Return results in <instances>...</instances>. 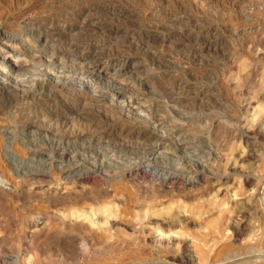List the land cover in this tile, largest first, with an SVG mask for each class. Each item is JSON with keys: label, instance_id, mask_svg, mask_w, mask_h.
I'll return each instance as SVG.
<instances>
[{"label": "rangeland", "instance_id": "obj_1", "mask_svg": "<svg viewBox=\"0 0 264 264\" xmlns=\"http://www.w3.org/2000/svg\"><path fill=\"white\" fill-rule=\"evenodd\" d=\"M83 1L0 0V33L12 38L0 55L10 43L18 63L0 77L26 83L21 97L0 81V264H264V0H122L133 17L97 12L132 42L129 62H141L119 74L107 61L120 43L103 27L57 39L43 28L98 0ZM169 14L186 37L143 36ZM86 38L105 47L94 53L104 76L70 60ZM63 75L107 97L119 88L141 126L46 82ZM105 122L108 134L97 128ZM144 123L161 143L151 153L132 136ZM119 125L129 133L118 136Z\"/></svg>", "mask_w": 264, "mask_h": 264}, {"label": "bare ground", "instance_id": "obj_2", "mask_svg": "<svg viewBox=\"0 0 264 264\" xmlns=\"http://www.w3.org/2000/svg\"><path fill=\"white\" fill-rule=\"evenodd\" d=\"M85 1V0H84ZM83 1V2H84ZM144 1V0H142ZM154 1V0H153ZM175 1V0H174ZM177 1V0H176ZM180 1V0H179ZM178 1V2H179ZM182 1V0H181ZM192 1H195L197 3H200V4H204L206 5V3H210L208 4L209 6L212 5L211 3V0H192ZM214 1H217V0H214ZM226 1V0H225ZM243 1L245 0H232V2L230 4H235V5H238L239 3H242ZM251 1V0H250ZM66 2V1H65ZM71 3V1H69ZM86 2V1H85ZM145 2V1H144ZM143 2V3H144ZM149 2V1H147ZM151 2V0H150ZM163 2V1H162ZM186 2V1H184ZM129 3V1H128ZM151 3H154V2H151ZM161 3V2H160ZM165 3V1H164ZM170 3H172L170 1ZM76 4V3H75ZM82 4V3H81ZM175 4V3H174ZM183 3L181 2V5ZM199 4V5H200ZM65 5V4H64ZM77 5V4H76ZM149 5V3H148ZM163 5V4H162ZM180 5V6H181ZM184 5V4H183ZM234 5V6H235ZM70 6V5H69ZM154 6V5H153ZM160 6L159 3H156L155 4V7L156 9H158ZM171 6V5H170ZM177 6V5H176ZM198 6V4H197ZM202 6V5H201ZM213 6H216V5H213ZM77 7V6H76ZM194 7V6H193ZM212 7V6H211ZM217 7V6H216ZM215 7V8H216ZM223 7V6H222ZM162 8V7H161ZM171 8V7H170ZM199 8V7H198ZM203 8V7H202ZM155 8H153L154 10ZM163 9V8H162ZM161 9V10H162ZM200 9V8H199ZM166 10V9H164ZM185 10V9H184ZM188 10V9H186ZM104 12L105 14L106 13H110V14H114L119 16V17H126V18H130V17H133L136 13L135 11H131V9H129L125 2L122 1V0H113V1H109V0H102V1H90V2H86L84 3V5L82 6H79L77 7L75 10H71V18H69V22L67 21H63V20H60V21H56L54 23H49L47 25H44V29L46 32H51L55 37L56 39L59 37H62L64 36L65 34H69V33H75L76 30H84L86 31V33H89V31H92V30H97V27H103L104 28V31H106L113 39L114 41H116V43H120V44H115L116 45V51H113L112 55L108 61H107V66L108 64L110 65V69H115L113 73H116V74H119L120 73V69L121 68H129L130 70H134L138 67L141 66V62H132L130 63L129 62V59H128V56L125 57V54L124 53H129L130 54V48H131V44H124V34H123V30L121 27H119L118 25L114 24V23H109L107 21H103L101 18H99L98 16H96L97 12ZM166 11H169V10H166ZM70 12V11H69ZM156 12V11H155ZM171 12V11H170ZM177 12V10H176ZM188 12V11H187ZM154 13V12H152ZM165 13V11H164ZM141 14V13H140ZM161 14V13H160ZM142 15V14H141ZM152 15V14H150ZM168 15V14H167ZM169 20L166 21L164 20L163 22V19H162V22L163 23H159L157 25H154V28L152 29L151 26L149 27H144L143 28V36H145L146 38H155L157 36H160V35H166V36H175L178 34L177 37H183L185 36L184 34H189L188 30L185 29L184 26H180V29H178L177 27L179 26L177 23L181 20V16L178 15V17L176 16V14H169ZM199 15V14H198ZM215 16V15H214ZM213 16V17H214ZM66 17V16H65ZM105 17V16H103ZM108 17V16H107ZM118 17V19H119ZM150 17V16H149ZM152 17V16H151ZM160 17V16H159ZM158 17V18H159ZM204 17V16H203ZM212 17V16H211ZM142 18V17H141ZM194 18V16H193ZM143 19V18H142ZM161 19V17H160ZM166 19V18H165ZM184 19V18H183ZM200 19H202L201 17L199 19L195 18V20H197L198 22H201L199 21ZM218 19V18H217ZM187 20V19H186ZM206 20H207V17H206ZM215 20V19H214ZM158 21V20H157ZM194 21V20H192ZM196 21V22H197ZM210 21V20H209ZM183 22V21H182ZM195 22V24H196ZM149 23V22H148ZM180 23V22H179ZM203 23V22H202ZM119 24V23H118ZM194 24V25H195ZM31 25V24H30ZM144 25V24H143ZM147 25V24H146ZM169 25V27H167ZM177 26L175 28L177 29H172L170 28L171 26ZM198 25V23L196 24ZM195 25V26H196ZM204 25V24H203ZM216 25H217V22H216ZM193 26V25H192ZM199 26H200V23H199ZM202 26V24H201ZM215 26V25H214ZM34 28V27H33ZM193 28V27H192ZM198 28V27H197ZM200 28V27H199ZM204 29V32L202 34V36L200 34H197L199 35L200 37L198 38V41H199V44L200 46H204L206 45L205 44V41L209 39V36L211 35V32L213 30L212 28V25L207 23L206 25H204L203 27ZM42 30V29H41ZM142 30V29H141ZM198 30V29H197ZM202 30H200L201 32ZM42 33V31H40ZM202 33V32H201ZM224 33V32H223ZM76 34V33H75ZM74 34V35H75ZM82 34V33H81ZM195 34V33H194ZM214 34V33H212ZM73 35V36H74ZM85 35V34H84ZM132 35V34H131ZM67 36V35H66ZM70 36V35H69ZM71 36V37H73ZM109 36V37H110ZM212 36V35H211ZM54 37V38H55ZM186 37V36H185ZM195 37V36H194ZM63 38V37H62ZM67 38V37H66ZM104 38V37H103ZM166 38V37H165ZM111 39V38H110ZM161 38H159L158 40H160ZM169 40V38H167ZM188 39V38H187ZM0 40H4V41H11L12 38L10 36H7V35H4L2 33H0ZM152 40V39H151ZM154 40V39H153ZM189 40V39H188ZM212 41V40H211ZM76 42V41H75ZM102 42V41H101ZM127 42V41H126ZM146 42V41H145ZM208 42V41H207ZM206 42V43H207ZM1 43V42H0ZM112 43V42H111ZM134 43V42H133ZM71 44V43H69ZM77 44V42H76ZM1 45V44H0ZM99 45V44H98ZM97 44H92L91 42H89V39L86 38V40H83L81 41L80 40V43H78L77 45H72L74 48H76V50L80 53H77L78 54V57L79 60H77L76 58H70V60L76 64V63H80V61H83L84 65H85V68L86 70H89L90 72H93V73H98L100 74L101 76H104L105 73L107 72V66H100V60H102L101 57L99 56H94V53H97V51H102L105 49L102 48L100 45L98 46ZM138 45V44H137ZM197 45V46H198ZM208 45V44H207ZM206 45V46H207ZM70 46V45H69ZM199 46V47H200ZM134 47V46H133ZM136 47V46H135ZM208 47V46H207ZM210 47V46H209ZM3 48L5 49V52H4V55H0V66H2L6 71H13V70H17V66H18V63H17V60L14 59V49L13 47L11 46L10 43L8 44H3ZM65 48V47H64ZM71 48V47H70ZM102 48V50H101ZM142 48V47H140ZM145 48V47H144ZM67 48H65V51H66ZM73 50V48H71ZM70 49V50H71ZM134 49V48H132ZM137 49V48H136ZM60 50V49H59ZM71 50V51H72ZM107 50V49H106ZM69 51V49H68ZM67 51V52H68ZM70 52V51H69ZM133 52V51H132ZM90 53H93V56L89 57ZM215 53V52H214ZM69 54V53H68ZM71 55V54H70ZM157 59V58H156ZM114 65H118L117 68H113ZM164 66V65H163ZM20 69V68H19ZM4 73V72H3ZM169 74V73H168ZM6 75V73H5ZM65 75L63 76H56V77H49L46 79V82L49 84V86H51V88L53 89L54 87H60V88H65L67 89V85H68V88L71 92H73L74 94H76L78 97H79V100L77 99V105L80 104L82 105V107H87V106H95L96 108H98L99 110H102V109H109L108 111H113L121 117V116H124L126 119L127 118H131L133 120V117L131 114H130V110L128 109V107L126 105H129L128 103V100L126 101L124 99L125 97V93L120 90L119 88H116L113 92L111 91V96L110 97H107L108 94L106 92V90H102L101 88L99 89L97 86H93V87H90V83H89V80H88V83H84L83 81H80V80H76L75 78H71L69 76L67 77H64ZM139 77V76H138ZM156 77V76H155ZM175 77V76H174ZM157 78V77H156ZM171 78V77H170ZM7 79V78H6ZM10 79V78H9ZM75 79V80H74ZM79 79V78H78ZM141 80V79H140ZM144 80V79H143ZM157 80V79H156ZM0 81L2 82V85H4L6 88H12L14 89L18 94L19 96L21 97H25L26 95L24 94L25 93V88L24 86L26 85L25 82H20L17 81V80H13L12 83L8 82V81H5L3 80L1 77H0ZM26 81V80H25ZM146 81V80H145ZM34 82V81H33ZM41 82V81H40ZM178 82V80H177ZM183 83V82H182ZM92 84V83H91ZM143 84V83H142ZM145 84V83H144ZM41 85V84H39ZM164 85H167V84H164ZM28 86V85H27ZM199 86V85H198ZM118 87V86H117ZM120 87V86H119ZM166 87V86H165ZM121 88V87H120ZM163 89V88H162ZM113 90V89H112ZM164 90V89H163ZM169 90V89H168ZM68 92V91H67ZM177 92V91H176ZM30 93V91H29ZM49 93V92H48ZM68 96V95H67ZM20 97V98H21ZM77 97V98H78ZM197 97V96H196ZM194 98V97H193ZM184 99V98H183ZM200 99V98H199ZM63 100V99H62ZM176 100V99H175ZM66 102V101H65ZM160 102V101H159ZM186 102V101H185ZM121 103V104H119ZM156 103V102H155ZM73 104V103H72ZM79 105V106H80ZM66 106V105H65ZM76 106V105H75ZM78 106V107H79ZM25 107V106H24ZM77 107V106H76ZM26 108V107H25ZM88 109V108H87ZM26 110H21L19 112V117H23L26 112ZM80 110H78L77 112H79ZM86 111H89L86 110ZM91 111V110H90ZM105 111V110H104ZM103 111V113H104ZM84 112V111H83ZM112 112V113H113ZM80 113V112H79ZM85 113V112H84ZM82 114V113H81ZM87 114V113H86ZM102 114V113H101ZM106 114V113H105ZM116 114V115H117ZM74 115V114H73ZM115 115V114H114ZM39 116V115H38ZM81 116V115H79ZM110 116V115H109ZM99 117V116H98ZM111 117V116H110ZM37 118V117H36ZM39 118V117H38ZM42 118V117H40ZM52 118V117H51ZM81 118V117H80ZM84 118V117H83ZM82 118V119H83ZM86 118V117H85ZM32 119V118H31ZM43 119V118H42ZM41 119V120H42ZM88 119V118H87ZM113 119V118H112ZM136 120H134L132 126H135L137 127L139 124L141 126L142 122L139 121V119H137V117L135 118ZM86 120V119H85ZM94 120V119H93ZM106 121V120H105ZM34 121H30V123L32 124ZM39 122V120H38ZM95 122V121H94ZM55 123V122H54ZM27 126H29L27 123H24ZM123 124V123H122ZM88 125V124H87ZM97 125V124H96ZM112 125V124H111ZM115 125V124H114ZM121 125V124H120ZM119 125V126H120ZM148 125V124H147ZM147 125H145L144 123V127L146 126V128H142L144 129V132L143 131H135L137 134L136 135H132L135 140H136V144L143 147V148H147L148 149V153H151L153 151H155L160 145L161 143L160 142H157L155 140V138H159L157 132L153 129V128H150L149 126L147 127ZM95 126V125H94ZM113 126V125H112ZM128 126V125H127ZM134 127V128H135ZM97 128L99 129V132L101 133H105L107 132V134L109 132H111V127L109 125H107V123H101V124H98L97 125ZM116 126L114 127V130H115ZM119 130L118 132V136L119 134H124V135H127V132L129 133L128 131V128H125V127H118ZM130 128V127H129ZM61 129V128H60ZM91 129V128H90ZM94 129V128H93ZM83 130V129H82ZM81 130V131H82ZM96 131V129H95ZM94 131V132H95ZM131 132V131H130ZM97 133V132H96ZM99 133V134H100ZM103 133V134H104ZM133 133V132H132ZM106 135V134H105ZM113 135V134H112ZM129 135V134H128ZM131 135V134H130ZM129 135V136H130ZM109 136V135H108ZM115 136V135H113ZM117 136V135H116ZM99 137V136H98ZM101 137V136H100ZM107 137V136H106ZM155 137V138H154ZM125 139V137H120V139ZM154 138V139H153ZM127 140V139H126ZM125 140V141H126ZM132 140V139H131ZM55 142V141H54ZM128 142V140H127ZM135 142V141H134ZM135 144V145H136ZM56 145V144H55ZM59 145V143H57V146ZM69 150V149H68ZM44 153V152H43ZM42 152H39L38 155L42 156L43 155ZM250 153V152H249ZM246 155V154H245ZM3 172H5V170L3 169L2 170ZM1 171V172H2ZM35 173H41L40 171H35ZM144 173V172H143ZM160 173V172H159ZM146 174V173H145ZM37 175V174H36ZM90 175V172H84V173H81L80 176H78V178H80V180L82 179H85L87 178L88 176ZM159 175V174H158ZM164 181H168L170 179H172L173 177H168L167 175H164V176H161ZM178 178H173L172 181H177ZM180 180V179H179ZM181 184H182V181H181ZM164 186V185H163ZM262 194V193H261ZM264 194V193H263ZM245 210V209H244ZM243 210V211H244ZM242 211V212H243ZM240 212V211H239ZM89 213H92L89 211ZM103 218V217H102ZM108 218V217H107ZM98 219V218H97ZM111 219V218H110ZM75 220V219H74ZM106 220V219H104ZM115 220V219H114ZM162 220V219H161ZM242 224V223H241ZM92 226V225H91ZM244 226V225H243ZM242 226V227H243ZM238 233V231L236 232ZM239 234V233H238ZM248 248V247H247ZM184 250V249H183ZM184 252V251H183ZM184 256V255H182ZM186 256H187V253H186ZM188 257V256H187ZM184 259H187L186 257ZM180 260V259H179ZM182 260V259H181ZM178 261V260H177ZM183 261V260H182ZM189 264V263H188ZM198 264V263H197ZM235 264V263H234Z\"/></svg>", "mask_w": 264, "mask_h": 264}]
</instances>
